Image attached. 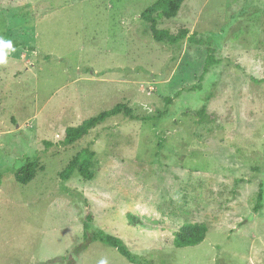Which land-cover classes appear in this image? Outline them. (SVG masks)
<instances>
[{
	"label": "rangeland",
	"instance_id": "rangeland-1",
	"mask_svg": "<svg viewBox=\"0 0 264 264\" xmlns=\"http://www.w3.org/2000/svg\"><path fill=\"white\" fill-rule=\"evenodd\" d=\"M154 1L0 0V264H264V0H183L156 25L177 43L141 18ZM118 103L135 117L62 143ZM86 147L95 177L62 181ZM186 222L202 242L176 243Z\"/></svg>",
	"mask_w": 264,
	"mask_h": 264
},
{
	"label": "trees",
	"instance_id": "trees-1",
	"mask_svg": "<svg viewBox=\"0 0 264 264\" xmlns=\"http://www.w3.org/2000/svg\"><path fill=\"white\" fill-rule=\"evenodd\" d=\"M182 2L183 0H155L153 4H151L141 13V18L145 23L148 24V27L155 40L177 43L187 38L190 41L196 42V39L193 36L194 34L188 35V30L186 29L179 30L177 33H171L166 29H158L156 27L158 19H170L175 17L180 10ZM213 52V49H210L207 52L203 73L207 72L208 66L215 63ZM120 113L130 116L131 118L135 117L132 115L131 108L127 107L123 103H118L113 108L102 111L98 115L83 121L77 126L66 127L64 130L62 143L64 145L73 144L87 135L91 129ZM142 119L147 118L145 117ZM36 168L37 161L35 159L27 160L18 168L15 174L17 181L22 184H26L31 181L35 177ZM75 174L80 175L86 180H91L95 177L96 171L94 168V153L92 150H90V148L86 147L77 152L67 163V165L59 172V177L62 181H66ZM261 199L262 191L260 190L258 193L259 202L257 205H259ZM91 223L92 216L87 214L86 219L83 221L84 234L86 236L89 234L88 229ZM207 230L208 228L205 223L186 222L174 232V239L179 246L196 245L205 239ZM90 238L91 241H99L105 245L115 248L130 262H137L129 253L119 237L106 233L101 229H97L90 233Z\"/></svg>",
	"mask_w": 264,
	"mask_h": 264
},
{
	"label": "clouds",
	"instance_id": "clouds-1",
	"mask_svg": "<svg viewBox=\"0 0 264 264\" xmlns=\"http://www.w3.org/2000/svg\"><path fill=\"white\" fill-rule=\"evenodd\" d=\"M7 47L11 48V43L8 42ZM5 60V54L3 52H0V62H4ZM100 264H105L104 261H101Z\"/></svg>",
	"mask_w": 264,
	"mask_h": 264
}]
</instances>
